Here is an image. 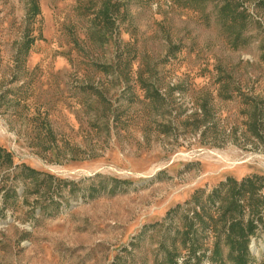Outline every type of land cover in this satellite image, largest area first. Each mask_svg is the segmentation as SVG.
Instances as JSON below:
<instances>
[{
	"label": "rangeland",
	"instance_id": "1",
	"mask_svg": "<svg viewBox=\"0 0 264 264\" xmlns=\"http://www.w3.org/2000/svg\"><path fill=\"white\" fill-rule=\"evenodd\" d=\"M232 219L264 264V0H0V264H233Z\"/></svg>",
	"mask_w": 264,
	"mask_h": 264
},
{
	"label": "trees",
	"instance_id": "2",
	"mask_svg": "<svg viewBox=\"0 0 264 264\" xmlns=\"http://www.w3.org/2000/svg\"><path fill=\"white\" fill-rule=\"evenodd\" d=\"M251 179H244L241 180V182H249ZM235 184V182H234ZM242 185V183H241ZM206 212V206H203L200 212L196 213V217L199 221H201V218H203L204 213ZM235 219H232L230 221L229 227H227V243H228V259L232 261L233 264H247V235L249 233L253 232V223L250 221L246 225L242 226L240 223L235 222ZM238 225V226H237ZM188 231H191L193 233L192 238L189 237V243L187 245L189 249V255L187 257H194L196 252L201 249L202 245L198 242L197 236V227H194V222L189 221V225L186 226ZM187 236V235H186ZM212 250L214 251V254H216L218 250V244L217 242L214 243ZM216 250V251H215ZM198 264V263H197Z\"/></svg>",
	"mask_w": 264,
	"mask_h": 264
}]
</instances>
